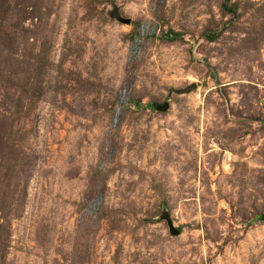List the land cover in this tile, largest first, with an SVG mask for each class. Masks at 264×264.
<instances>
[{"label":"rangeland","instance_id":"obj_1","mask_svg":"<svg viewBox=\"0 0 264 264\" xmlns=\"http://www.w3.org/2000/svg\"><path fill=\"white\" fill-rule=\"evenodd\" d=\"M263 216L264 0H0V264H264Z\"/></svg>","mask_w":264,"mask_h":264},{"label":"water","instance_id":"obj_2","mask_svg":"<svg viewBox=\"0 0 264 264\" xmlns=\"http://www.w3.org/2000/svg\"><path fill=\"white\" fill-rule=\"evenodd\" d=\"M124 22H128V19H124ZM168 101H163L161 104H157V103H152L151 107L157 111H164L168 108ZM165 221H166V225H167V229L169 234L171 235H177L179 233V231L174 228V226L172 225L171 221L166 217V215L164 216Z\"/></svg>","mask_w":264,"mask_h":264},{"label":"trees","instance_id":"obj_3","mask_svg":"<svg viewBox=\"0 0 264 264\" xmlns=\"http://www.w3.org/2000/svg\"><path fill=\"white\" fill-rule=\"evenodd\" d=\"M223 7H224V9H226L227 11H231V8L228 7V6H226V5H224V4H223ZM177 36H178V34H177L176 32L171 31V30H169L168 32L165 33V37H166V39H168V40H173V39H174L175 37H177ZM261 219L264 221V216H263Z\"/></svg>","mask_w":264,"mask_h":264}]
</instances>
